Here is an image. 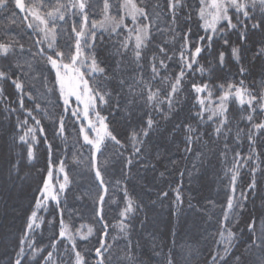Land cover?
<instances>
[{"label":"snow or ice","instance_id":"obj_1","mask_svg":"<svg viewBox=\"0 0 264 264\" xmlns=\"http://www.w3.org/2000/svg\"><path fill=\"white\" fill-rule=\"evenodd\" d=\"M0 14V188L23 189L46 153L21 227L0 232L3 264H264V0H0ZM154 137L179 139L191 167L145 202ZM208 172L216 197L193 205L184 178ZM165 200L181 227L187 203L207 258L175 225L142 243Z\"/></svg>","mask_w":264,"mask_h":264},{"label":"trees","instance_id":"obj_2","mask_svg":"<svg viewBox=\"0 0 264 264\" xmlns=\"http://www.w3.org/2000/svg\"><path fill=\"white\" fill-rule=\"evenodd\" d=\"M3 15L0 14V35H2V29L6 24V21L3 19ZM194 31L195 25H193ZM235 39V37H233ZM251 55V53H249ZM204 62L203 60L201 61ZM260 77L257 75L256 80L259 81ZM7 92L9 94L13 93V89L11 87H7ZM15 99V97H12ZM0 107H3L0 104ZM3 121V117H0V122ZM46 132L49 136V139L52 138V129L53 126L50 121L44 120ZM68 124L67 131L71 133L70 140L75 137V132L73 131L71 125L72 121H66ZM3 134V129H0V135ZM2 143V141H0ZM56 145H60V140L56 139L54 142ZM179 145V148H177ZM41 151L38 153L40 156L39 161L36 164V168H44L46 164V153L43 150V145L40 146ZM111 151V149H109ZM149 161L152 165H155V168H140L139 173L141 176L147 177V180L143 181V184H154V190L152 192H147V189L141 188V185H137L136 191L143 196L145 202H148L149 199H156V191L160 188H167L168 183L179 180L178 172L183 170L186 166L188 168L191 167V164L188 163L183 157V144L179 139L176 140V143L173 144L170 140H164L159 137H154L149 145ZM158 157V158H157ZM173 160L177 161V164L173 166L171 163ZM73 167L75 171L73 175L76 176V180L78 181V185L74 188V190L79 193L82 189H86L89 186V180L84 178L83 176L76 175L80 169L75 168V165H70ZM36 168L25 169V173L28 174V184L25 185L23 189L18 186L4 185V187L0 188V232H7L9 230H17L21 227L24 219V212L27 207L28 200L31 199L33 195V190L35 189L37 183L39 182V175L36 173ZM164 172L165 176L160 178L159 173ZM156 178L153 180V178ZM118 178V177H117ZM0 184H4V180L0 177ZM30 185V187L28 186ZM216 184L213 183V176L211 172L205 174L204 178L201 181H193L191 184L188 181V177L184 178V195L187 200L189 196L191 197L193 205H198L199 203L204 202L205 197H216ZM257 207L260 205L259 199L256 201ZM7 205V210L5 206ZM91 207V203H85L83 201L75 200L70 198L68 201V209H81L85 212V220L83 222H88V216L90 213L87 211ZM251 207V205H250ZM15 209L13 211L12 209ZM151 211L148 213L149 222L145 226V230L142 231V243H144L147 247L151 246V242L153 239V234L155 235V239L157 241L160 240H171L170 230L173 225H175L180 233L178 242L179 244H184L187 242L190 245H193L200 249L201 258H207L209 256V249L211 247V241L205 239L206 234H202L200 231H188V228L192 221V213L187 209V203H185V212L187 214L186 219L187 223L184 224L183 227L177 225V218L173 215V209L169 207V201L165 200L163 205L157 203L154 207L150 205ZM139 228V226H138ZM211 230V229H209ZM49 235L48 232H45V237ZM45 242L46 239H45ZM3 250L0 249V252ZM0 264H3V258L0 257Z\"/></svg>","mask_w":264,"mask_h":264}]
</instances>
